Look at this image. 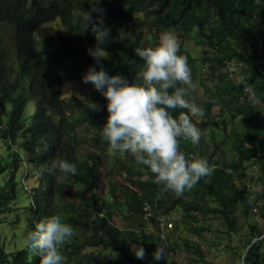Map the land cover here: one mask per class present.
<instances>
[{
  "label": "trees",
  "instance_id": "obj_1",
  "mask_svg": "<svg viewBox=\"0 0 264 264\" xmlns=\"http://www.w3.org/2000/svg\"><path fill=\"white\" fill-rule=\"evenodd\" d=\"M147 2L154 6L155 14L150 20L146 18L145 40L140 43L138 36L121 25L122 22L130 23L132 9L123 8L120 0H0V25H5L4 30H0V140L6 152L0 154V176L4 174L0 177V226L6 223L5 216H11L7 224L24 229L22 234L26 236L25 239L18 236L23 248L10 252L5 248L0 228V264H39L34 250L26 246L28 233L42 218L59 214L62 208L59 204L66 201L64 190L73 185L79 188L67 205L77 210V216L73 218L88 236L82 243L64 248L66 264H174L167 253L170 242L162 236L156 220V216L168 214L174 208L182 211L178 223L191 234L200 236L204 230L197 225L200 215L223 221L227 232L241 241L237 246L231 244L236 264L240 261L243 264H264V152L260 151L258 134L251 131L257 128H247V142H236L235 160L241 163L255 160L261 189L253 190L247 186L253 178L248 179L243 167L234 165L231 169L234 172L228 170L227 165L221 169L212 160L209 149L214 146L215 129L222 131L232 124L233 134L234 120L238 115L252 120V125L264 124L261 108L245 104L246 98L234 104L237 96L232 83L225 92L227 81L222 84L221 73L224 58L235 56L246 63L248 72L239 82V93L246 86H252L254 91L264 89V0ZM83 15L90 16V22L88 18L82 22ZM99 18L110 28V39L102 45L109 58L97 62L87 49L96 46L91 24ZM55 19L65 32L57 31L54 39L61 43L64 54L75 51L80 56L84 73L89 68L103 69L109 76L121 74L136 84L142 83L139 74L143 68L142 60L135 54L136 48H144L150 39L159 38L163 31L171 28H181L178 31L184 34L189 33L186 27L190 25L207 26L209 30L217 31L216 37L212 38L217 46L214 58L202 56L189 60L194 82L203 85V69L207 70L206 76L210 80H215L214 86L208 90L205 116L209 117L212 106L217 104L220 107L211 120L203 119L198 123L193 118L202 133L199 144L193 145L184 139L180 141L181 150L189 158L199 156L210 165L215 163L210 174L190 192L180 198L172 193L161 195L150 173L143 179V172L136 169L134 176L132 164L135 161L130 155L126 158L116 156L118 166L115 170L107 167L103 146L107 142L99 133L87 141L74 136V121L67 113V102L62 98L64 79L58 56L44 55L34 37L38 27ZM87 23L89 29L85 31ZM8 32L11 41L5 46L6 50L1 39ZM29 107L32 110L28 113ZM101 109L100 112L86 111L80 117L82 124L101 129L107 120V112L103 106ZM179 111L186 110H175L173 116H178ZM12 144H16V148L10 151ZM54 159L75 163L77 174L57 179L58 174L50 171ZM222 162L219 158V163ZM20 170L25 180L34 181L30 186L31 212L21 221L16 211L19 200L24 201V193L17 190ZM251 195H255L252 202L249 200ZM144 203L153 206L147 221L142 209ZM146 225L155 230L145 229ZM176 229L177 224L174 231ZM182 242L192 253L203 254L199 245L188 238ZM133 244H140L145 249L147 255L143 260L137 259L131 251ZM156 248L165 250L162 260L152 259L151 254ZM113 253L120 258L115 260Z\"/></svg>",
  "mask_w": 264,
  "mask_h": 264
},
{
  "label": "clouds",
  "instance_id": "obj_2",
  "mask_svg": "<svg viewBox=\"0 0 264 264\" xmlns=\"http://www.w3.org/2000/svg\"><path fill=\"white\" fill-rule=\"evenodd\" d=\"M120 1L123 8L132 9L130 23L122 22V27L126 28V24L135 23L139 31H127L138 36L140 43H143L141 42V35L144 37L145 19L142 16V9H150L153 17L155 14L154 6H149L147 0ZM90 20L89 16L88 21L90 22ZM2 26L5 27L2 24L0 28ZM88 29L89 23H87L85 31ZM179 29L181 28L163 31L154 46L135 49L136 56L143 62V68L139 74V79L142 80L141 84L130 83L121 74L109 76L103 69L96 71L95 68H89L82 77V83L91 84L94 90L99 92L106 101L103 110L107 112V120L98 131L102 139L107 142L109 153L113 156L118 154L121 158L130 155L137 165L143 166L151 174L154 183L159 186L161 195L172 193L177 198L183 197L186 192H190L210 174L211 168L215 166V163L210 165L206 159L199 156L189 158L181 150V139L190 140L193 145L199 144L202 133L201 129L193 123V118H202L205 115V109L196 103L192 97V92L199 87V84L193 81L188 58L179 54L181 41L173 31ZM186 29L189 30L188 34L178 31L182 40L190 38L192 34L203 39V42L214 50L210 56L205 58L213 59L217 46L212 38L216 37L217 31L213 28L209 30L207 26L198 28L190 25ZM91 31L95 35L96 46L87 49L88 54L97 62L108 59L109 53L104 50L102 45L107 44L110 39V28L104 26L103 19L99 18L96 23L91 24ZM62 32H65L64 27ZM58 43L61 44L59 41ZM234 57H225L221 66L222 84L227 81L225 92L232 83L234 67L231 66V62H234ZM235 58L239 61V68L244 70V75L248 74L246 63L237 57ZM207 74L206 69L201 71L203 86L210 90L214 86L215 80H210L206 76ZM245 98L247 100L245 104L253 105L256 109L261 108L264 111V89L254 91L252 86H246L243 88L239 100L243 101ZM86 108L91 112L102 110L101 106L91 99H87ZM175 110L186 111H179L178 116L174 117L172 113ZM239 116L241 115L237 117ZM243 119L244 127L252 128L255 126L259 129L260 151L264 152V124L259 122L252 125V120L245 117ZM96 130L94 129V131ZM232 135L234 133L230 136ZM209 149L211 155L217 157L215 161L221 169L227 165L224 161L219 163V158L222 157L216 154L214 147L210 146ZM233 160L230 159V161ZM240 166L245 169L248 179L253 178V181L247 182V186L253 190L258 189L260 184L259 169L255 160H243L242 163L240 162ZM231 169L233 168L230 167L228 170ZM50 171L58 174L57 179L63 180L69 175L75 176L77 174V165L67 159H54ZM18 192L24 193V196L30 199V189L24 188ZM142 209L147 221L153 206L151 203H144ZM171 212L156 216L157 224L161 230L174 228V217L171 216ZM0 228L3 232L5 248L12 252L14 249L8 250L5 243V228L3 225ZM144 228L150 230L152 226L146 225ZM75 235L76 230L71 224L65 222L61 214H52L35 223L33 230L28 233L25 243L39 257V264H66L67 256L64 254V248ZM131 251L140 260H143L147 255L140 244H133ZM151 255L153 260H162L165 250L156 248ZM241 262L243 264V261Z\"/></svg>",
  "mask_w": 264,
  "mask_h": 264
},
{
  "label": "rangeland",
  "instance_id": "obj_3",
  "mask_svg": "<svg viewBox=\"0 0 264 264\" xmlns=\"http://www.w3.org/2000/svg\"><path fill=\"white\" fill-rule=\"evenodd\" d=\"M143 10V18L146 20H150L152 18V11L150 9H142ZM88 18V15H83L81 17L82 22ZM127 30L130 32L135 30L136 32L139 31L137 25L134 23L132 25H125ZM4 26L0 28V30H4ZM57 31H63V27L58 19H55L53 22L48 23L44 26L39 27L35 32V39L37 43L38 49L44 54H52L54 56H58L59 65H60V72L64 79V86L62 92V98L64 101L67 102V113L70 114L74 121V136L77 139L84 138V141L90 139V137L97 135L99 133L96 127H91L87 125H83L80 117L83 115L88 109L86 108L87 99H91L92 101L99 104L101 107L105 105L106 101L101 96V94L94 90L91 84H84L82 83V77L85 75L83 71V67L81 64L80 56L75 53V51H69L68 53L64 54L61 49V44L58 43L54 39V35ZM181 41V48L180 53L185 55L188 58V63L191 58H199V57H208L213 53V48L207 46L203 39L198 38V36L192 34L190 38L182 40L178 30H173ZM145 39L141 35V42ZM11 41L10 34L2 35L1 43L4 45V48L8 50L5 46H9V42ZM158 41V38L150 39L148 45L154 46ZM144 47V48H145ZM231 66L234 67L233 75H232V86L234 88L233 92L236 94L237 97H234V104L239 100V82L244 75V70L239 68V64L234 57V62H231ZM192 70V69H191ZM192 77L193 81L195 78L194 72L192 70ZM192 97L195 99L196 103L200 104L204 109H206V105L208 104V90L205 86L199 85V87L192 92ZM231 105L233 103H230ZM253 106V105H252ZM255 107V106H253ZM32 109L28 108L27 112L29 113ZM220 110L219 105L212 106V110L210 112L209 117L207 118L205 115L202 118H196L198 123L203 119L211 120L213 115H215ZM228 121H230V108H228ZM232 124L228 125L227 127L223 128L222 131L215 129L214 133V150L216 154L221 155L225 164L229 165L231 168L234 169L235 166H240V162L235 160L237 155L235 147L237 146V141H248L246 133H248V129L244 127V119L242 116L235 117L234 120V128L233 133L231 135V127ZM94 129H97L94 131ZM209 131V128H207ZM254 133L258 134L257 140L260 143V132L259 129H252ZM226 134V135H225ZM229 135V136H228ZM103 144V143H102ZM104 152L106 158L108 159L107 167L115 170L118 166V161L116 160V156H113L108 151V144H103ZM16 144H12L10 151L15 150ZM89 148V147H88ZM0 154L5 155L4 145L0 140ZM26 157V154L22 155ZM216 156L212 157V160H216ZM230 159H234L230 161ZM230 161V162H229ZM136 164V163H135ZM134 165L133 173L137 169V171L143 172V179L145 178L146 174L149 173L146 168L140 165ZM119 171H122L119 169ZM234 172V170H232ZM23 172L20 170L17 173V190L22 191L24 188L30 189V186L34 185L33 179L25 180L22 176ZM260 172L258 173V175ZM134 176L135 173H134ZM1 178L4 177V174L0 176ZM259 188L261 189V182L259 180ZM79 187L77 185L70 186L64 190L63 193L64 198L66 199L65 202L60 203L59 205L62 206L59 209V214L63 216L65 222L71 224L74 229L76 230L75 237L72 238L71 242L65 246L70 247L71 245H76L82 243L85 238L88 236V232L79 227L73 217L77 216V210L68 207L67 203L71 202L73 199V193ZM256 189V190H258ZM255 195H251L250 202L253 201ZM18 213L19 219L25 216H28L31 212L30 209V199L27 196H24V201L22 199L18 202V207L16 208ZM171 216L174 217V223L177 224L178 229L174 231L173 229H162V236L166 239L167 242H170L169 247L167 248V253L174 264H236L237 259H234V252L233 246H237L241 243V241L234 237L231 233H228L223 221L209 217L200 215L198 216L197 225L204 229L201 235L191 234L190 232L186 231L184 227L179 224V217L182 214V211L179 208H174L171 210ZM115 219L118 220L116 217ZM11 220V216H5L6 223L3 224L5 228V243L7 244L8 250L17 251L23 248L21 242L22 240L18 238V236H22L23 239L26 238L22 234V231L18 227H13L12 225H8L7 221ZM151 231H154V227L150 228ZM188 238L195 244H199L201 247V251L203 254L198 256L197 254L192 253L185 245H183V239ZM172 245V246H170ZM87 251V250H86ZM85 252V251H83ZM82 252V253H83ZM113 257L115 260H118L120 257L117 253H113Z\"/></svg>",
  "mask_w": 264,
  "mask_h": 264
},
{
  "label": "water",
  "instance_id": "obj_4",
  "mask_svg": "<svg viewBox=\"0 0 264 264\" xmlns=\"http://www.w3.org/2000/svg\"><path fill=\"white\" fill-rule=\"evenodd\" d=\"M240 264H242V262Z\"/></svg>",
  "mask_w": 264,
  "mask_h": 264
}]
</instances>
